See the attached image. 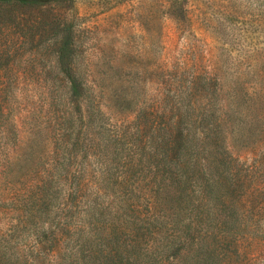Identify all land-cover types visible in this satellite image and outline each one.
Segmentation results:
<instances>
[{
    "label": "trees",
    "instance_id": "1",
    "mask_svg": "<svg viewBox=\"0 0 264 264\" xmlns=\"http://www.w3.org/2000/svg\"><path fill=\"white\" fill-rule=\"evenodd\" d=\"M245 62L160 69L147 101L132 80L119 119L92 87V132L68 115L4 148L0 264H264V52Z\"/></svg>",
    "mask_w": 264,
    "mask_h": 264
},
{
    "label": "rangeland",
    "instance_id": "2",
    "mask_svg": "<svg viewBox=\"0 0 264 264\" xmlns=\"http://www.w3.org/2000/svg\"><path fill=\"white\" fill-rule=\"evenodd\" d=\"M255 52H264V0H0V198L15 184L4 155L11 162L30 134L68 115L92 132V87L101 88L104 113L119 119L126 112L115 96L132 80L144 81L147 101L160 69L246 71Z\"/></svg>",
    "mask_w": 264,
    "mask_h": 264
}]
</instances>
